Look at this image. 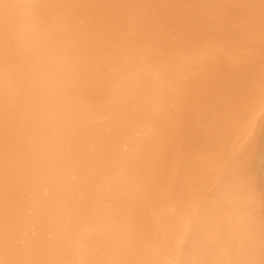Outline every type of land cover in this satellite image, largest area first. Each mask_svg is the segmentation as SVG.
<instances>
[{
    "label": "bare ground",
    "instance_id": "1",
    "mask_svg": "<svg viewBox=\"0 0 264 264\" xmlns=\"http://www.w3.org/2000/svg\"><path fill=\"white\" fill-rule=\"evenodd\" d=\"M0 264H264V0H0Z\"/></svg>",
    "mask_w": 264,
    "mask_h": 264
},
{
    "label": "rangeland",
    "instance_id": "2",
    "mask_svg": "<svg viewBox=\"0 0 264 264\" xmlns=\"http://www.w3.org/2000/svg\"><path fill=\"white\" fill-rule=\"evenodd\" d=\"M200 27V28H199ZM198 28L199 29H197V31H196V33L195 32H192V36H193V38H197V39H199V41L200 42H202L203 44H205L204 43V41L206 42L207 41V37H208V34H209V27L207 26V25H201V26H198ZM200 31V32H199ZM205 31H207V32H205ZM211 31V30H210ZM204 32V33H203ZM184 33H185V31H184ZM203 33V34H202ZM201 34V35H200ZM205 34V35H204ZM200 37V38H199ZM204 38V39H203ZM164 176H166V173L164 174ZM163 186V185H162ZM161 189V188H160ZM160 210V211H159ZM163 212V206H157V207H155V208H153V211H151V213L148 215V218H149V227H150V225H151V223H152V217H154V219H153V221H155V219H156V217L157 218H159V213L160 212ZM161 216V215H160ZM153 230V229H152ZM151 232H153V231H151ZM154 234H155V229H154ZM154 234H153V238H148V244H147V247H146V249L148 248V245H150L153 241L152 240H154ZM146 249L144 248L143 249V252H146ZM147 257V256H146Z\"/></svg>",
    "mask_w": 264,
    "mask_h": 264
}]
</instances>
